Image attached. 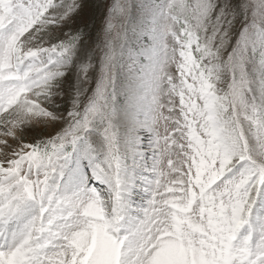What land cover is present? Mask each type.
<instances>
[{
    "label": "snow or ice",
    "instance_id": "snow-or-ice-1",
    "mask_svg": "<svg viewBox=\"0 0 264 264\" xmlns=\"http://www.w3.org/2000/svg\"><path fill=\"white\" fill-rule=\"evenodd\" d=\"M0 264H264V0H0Z\"/></svg>",
    "mask_w": 264,
    "mask_h": 264
},
{
    "label": "rangeland",
    "instance_id": "rangeland-1",
    "mask_svg": "<svg viewBox=\"0 0 264 264\" xmlns=\"http://www.w3.org/2000/svg\"><path fill=\"white\" fill-rule=\"evenodd\" d=\"M91 15L94 16L95 27L93 28V25L90 24L89 28L92 29V40L94 41L97 39L99 26L102 24V18H101V15L95 11H93ZM87 19H88V16L85 15L84 17L85 22L87 21ZM80 24H81V21H77V26H79ZM63 106L67 107V101L64 102ZM137 202H139V200Z\"/></svg>",
    "mask_w": 264,
    "mask_h": 264
}]
</instances>
